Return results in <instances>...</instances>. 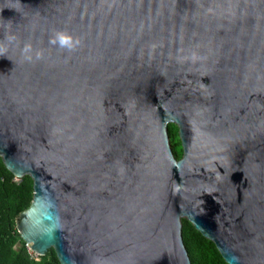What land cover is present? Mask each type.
I'll use <instances>...</instances> for the list:
<instances>
[{
    "label": "water",
    "instance_id": "1",
    "mask_svg": "<svg viewBox=\"0 0 264 264\" xmlns=\"http://www.w3.org/2000/svg\"><path fill=\"white\" fill-rule=\"evenodd\" d=\"M0 157L38 256L264 264V0H0Z\"/></svg>",
    "mask_w": 264,
    "mask_h": 264
},
{
    "label": "trees",
    "instance_id": "2",
    "mask_svg": "<svg viewBox=\"0 0 264 264\" xmlns=\"http://www.w3.org/2000/svg\"><path fill=\"white\" fill-rule=\"evenodd\" d=\"M171 146L176 158L183 156L177 124H170ZM180 146V147H179ZM34 182L30 176L16 177L0 157V264H61L54 249L44 256L31 251L17 228V217L32 204ZM183 238L192 264H227L216 244L183 218Z\"/></svg>",
    "mask_w": 264,
    "mask_h": 264
},
{
    "label": "clouds",
    "instance_id": "3",
    "mask_svg": "<svg viewBox=\"0 0 264 264\" xmlns=\"http://www.w3.org/2000/svg\"><path fill=\"white\" fill-rule=\"evenodd\" d=\"M61 43H64V41L62 40Z\"/></svg>",
    "mask_w": 264,
    "mask_h": 264
},
{
    "label": "rangeland",
    "instance_id": "4",
    "mask_svg": "<svg viewBox=\"0 0 264 264\" xmlns=\"http://www.w3.org/2000/svg\"><path fill=\"white\" fill-rule=\"evenodd\" d=\"M180 147V146H179Z\"/></svg>",
    "mask_w": 264,
    "mask_h": 264
}]
</instances>
